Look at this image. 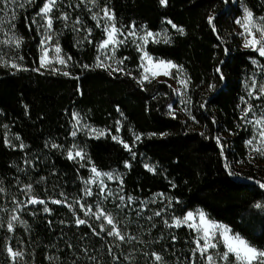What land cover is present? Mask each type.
<instances>
[{"label": "trees", "instance_id": "1", "mask_svg": "<svg viewBox=\"0 0 264 264\" xmlns=\"http://www.w3.org/2000/svg\"><path fill=\"white\" fill-rule=\"evenodd\" d=\"M45 1L36 0L33 10L17 11L0 33L20 41L15 48L0 39V188L18 197L22 187L40 180L49 193L80 189L79 181L87 175L63 152L70 144L69 121L75 112L87 125L118 135L129 146L126 150L110 135L81 141L92 167L121 174L125 196L145 200L161 195L159 212L166 206L173 217L200 209L264 250V207H254L264 205V187L249 170L237 175L243 180L233 174L235 165H247L249 131L239 112L243 79L254 61H262L240 46L234 25L240 9L230 0H167L166 6L160 0H98L112 12L118 29L165 30L167 42H148L145 51L184 72L191 112V119H185L169 112L173 94L167 84L137 83L139 53L134 48L118 53L124 73L96 66L104 36L86 14L74 16L84 24V34L59 21L54 25L69 61L68 75L40 72L32 18ZM242 2L255 17H264V0ZM5 132L23 148L9 147ZM143 161L154 165L155 173ZM25 162L35 168L26 173ZM49 211L26 215L25 227L11 241L0 228V264H206L195 251L192 230L169 227L154 214L138 219L141 228L122 242L88 224L77 226L76 212L65 205H50ZM8 244H16L22 262L9 257Z\"/></svg>", "mask_w": 264, "mask_h": 264}, {"label": "rangeland", "instance_id": "2", "mask_svg": "<svg viewBox=\"0 0 264 264\" xmlns=\"http://www.w3.org/2000/svg\"><path fill=\"white\" fill-rule=\"evenodd\" d=\"M230 1L240 9V16L234 20V25L236 35L240 39L241 48L243 50H251L256 52L262 59L261 62L254 61L253 69L243 79L242 96L239 100V112L241 123H243V125H245L249 131V137L245 142L247 151V165H235L233 174L236 175V179L243 180L237 175L242 170H249L255 173L257 177V181L255 182L262 185V182L264 181V137L261 136V132L264 131V95L260 94V88L261 86H264V55H261L258 49L264 47V39L261 38V34L257 31V29L264 28V17H255L252 14V24H248L246 29L244 26L247 24L245 10L247 9V11L250 12L249 9L243 4L242 0ZM46 3H49V0L43 3L42 7L35 15H33L32 18V25L39 38L38 70L40 72L52 74L68 73L67 69L69 67V61L64 56L59 46L54 25L59 21L60 23H63L62 25H64L65 28L70 27L73 29L77 35H81V33L84 34V24L81 22V20L74 19V16L78 13L86 14L89 19H92V21L96 23L97 27L104 36V39L97 47L96 66L105 68L111 73H124L121 63L123 60L118 57V53L127 46L134 48L139 53L140 73L136 79L137 83L139 85H144L145 83H148L152 80H157L167 84L173 94L172 101L168 106L169 112L171 114H180L185 119H191V112L187 97L188 80L184 72L175 64L157 59L148 54L147 57H151V63H149L147 57L142 59L144 53H146L145 46L148 42L167 40L164 29L159 32H151L153 33V36L147 37L146 41L141 39V37H145L148 31L142 27H130L127 30L120 29V32H122L124 35L117 33L116 40L123 41V43H116L114 45H108L107 47L102 48L100 45L103 44V42L108 38V33H106L104 29L105 27H109L110 29L114 21L102 19L104 15L102 9H105L106 7L100 6L98 0H55V4L52 5L51 11L47 13V16H45L41 10ZM35 4L36 0H0V33L3 31L5 25H8L9 27L10 22H12L14 19V15L17 11L25 12L33 10ZM64 16H67L66 20L62 18ZM55 17H57L56 20L54 19ZM47 18H51L52 20L51 29L47 27ZM130 31H134L135 35H129L128 33ZM48 37H50V39H48ZM0 39L3 40L2 44H5L6 47L17 48L15 43L16 38H14V36L11 34H7L5 36H1L0 34ZM253 40L259 41V43H250L248 47L245 46L247 42H251ZM42 41L44 42L43 44L41 43ZM138 45L140 47H138ZM57 47L60 48L59 53L55 51ZM45 52H47V63L45 66L41 67V58L44 56ZM60 60H63L64 63L61 64ZM161 61L164 62V65L172 64L175 67L167 68L163 65L158 67L157 65ZM13 64L14 63L10 64V66L12 67ZM15 65L17 67L12 68H20V66L17 64ZM145 76H147V79H145ZM250 92L251 95H249ZM249 106H251L250 111ZM246 111L248 112L247 117H245ZM257 120H260L261 123L257 124ZM69 129L70 144L63 150V152L69 161L84 169L87 177L79 181L80 189L76 193L71 191L67 195H64L61 192H47V188L43 187V180L35 183L32 182L31 184L22 187L21 191H18L22 193V195L19 194V196L22 198L16 195L13 196L11 193L0 188V228L6 230L10 234V241L15 239V233L17 229H23L25 227L24 217L26 215H33L35 212L49 214V206L57 204L52 203L53 200L62 201V203H59L58 205H71V209L76 212L75 223L77 218L84 219L87 222L86 224H88L90 227L97 228L99 231L101 225L103 224L105 231H100V233L107 235V231L110 226L107 225L103 218L98 220L91 213L85 215V211L88 208H91L93 213L102 209L107 215L113 217L117 228L125 235V239H133V231H138L141 228L136 226L138 219H142V217H145V219L151 218L153 217V214L155 217H162L165 220L164 222H168L165 223L168 225L174 224L176 219L183 221L188 213H192V220L182 223L180 226H174V228L185 227L189 230H192L195 234L196 241L203 235L204 226L201 225L199 216V213L201 212L204 214V217L210 225H220L227 228L226 226L209 219L207 215L200 209L187 212L182 217H173V214H170L169 210H164L166 206H164L163 210L159 212L158 201L162 199L161 195H155L145 200H138L125 196L121 188V174L115 170L100 171L95 168L96 171L100 173V175L97 176L92 171L94 167H92L90 163L85 160L84 152L81 148V141L83 139L104 138L105 136L110 135L114 141L121 144L126 150L130 149L129 146L118 135L109 134V132L105 131L104 129L87 125L75 112H72L71 119L69 121ZM73 133H75V135H73ZM5 140L9 147L15 148L19 146L20 149L23 148V146L19 144L18 139L12 136L9 132H5ZM249 141H252V143L249 144ZM125 145H127V147H125ZM258 148L261 149L260 152L255 150ZM70 152L73 155L72 159H69ZM77 152H80L81 156H76ZM142 164L146 170L150 171L151 173H155L154 165L150 164L148 161H143ZM128 166V164H125L126 168ZM34 168L35 166L31 162L24 163V171L26 173L30 172ZM109 176H111V179ZM88 191L91 192V195L86 194ZM33 198L36 200H43L44 203H32L31 200ZM45 209H47V211ZM156 213H160V215H156ZM14 216L16 217L15 220H13ZM9 223L12 224L11 231H9L8 228ZM221 231L222 229H212V234L214 235L212 242L216 243L217 247L215 249H209L207 254L213 255L215 264H235V258L233 256L229 257L228 262H225L220 258L223 252L226 250ZM228 235L233 236L236 234H233L230 230ZM108 237L119 240L116 237ZM200 243L203 244V240H200ZM14 245V247H11V245L8 244L6 247V252L12 260H18L22 262L23 259L21 256L13 258L8 252V249L11 248L13 252L21 253L19 249L16 248V244Z\"/></svg>", "mask_w": 264, "mask_h": 264}, {"label": "snow or ice", "instance_id": "3", "mask_svg": "<svg viewBox=\"0 0 264 264\" xmlns=\"http://www.w3.org/2000/svg\"><path fill=\"white\" fill-rule=\"evenodd\" d=\"M160 3H161V5L166 6L167 0H160ZM54 4H55V0H49V3H46L44 5L43 9L41 10L42 13L45 16H47V13H49L51 11V7ZM102 11L104 13L102 19H106L107 21H114V19H115L114 15L107 8L102 9ZM245 14H246L247 24H245L244 26L247 29L248 24H252V13L248 12L246 9ZM62 18L66 20L67 16H64ZM209 22L211 23V20ZM168 23L171 24L172 22L168 21ZM46 24H47V27L49 29H51V26H52L51 18H47ZM98 26H99V24H98ZM172 27L176 28L177 31H179L181 33L183 32V29L177 28V26L175 24H172ZM104 31L106 33H108V38L103 42V44L100 45V47L103 48V47H107L108 45H114L116 43H123V41H117L116 40L117 33H119L120 35H124V34L122 32H120V29L116 28L114 23L111 25L110 29H109V27H105ZM257 31L260 32L261 38L264 39V28H258ZM128 34L129 35H135V32L130 31ZM151 36H153V33L148 32L147 35L145 37H141V39L146 41L147 37H151ZM48 39H50V37H48ZM165 42H167V40H165ZM15 43L18 47L20 41L16 40ZM41 43L43 44L44 42L42 41ZM250 43H259V41L253 40L251 42H247L245 44V46L248 47ZM138 47H140V46L138 45ZM258 50L260 51L261 55H264V47H261ZM55 51L57 53H59L60 48L57 47L55 49ZM46 57H47V52H45L44 56L41 58V67L45 66V64L47 63ZM145 57H147V53H144V56L142 57V59H144ZM147 59H148L149 63H151V57H147ZM60 63L63 64L64 61L60 60ZM121 63H122V61H121ZM160 65H163L167 68L175 67L172 64L164 65V62H162V61L159 62V64L157 66L159 67ZM12 67H17V66L15 64H13ZM114 71H115V69H114ZM64 75H68V73H64ZM154 75H155V73H154ZM145 79H147V76H145ZM253 86H255V85H253ZM260 94L264 95V86H261ZM249 95H251V92L249 93ZM256 98H259V97H256ZM250 110H251V106H249V111ZM247 115H248V112L246 111L245 117H247ZM256 123L259 124V123H261V121L257 120ZM73 135H75V133H73ZM261 136L264 137V131L261 132ZM251 143H252V141H249V144H251ZM125 147H127V145H125ZM255 150L258 152L261 151V149H259V148L255 149ZM76 156H81V153L77 152ZM72 158H73V155L70 152L69 153V159H72ZM149 170H151V169H149ZM92 171L97 176L100 175V173H98L95 168H93ZM109 178L111 179V176H109ZM261 186L264 187V185H261ZM29 191H30V186H29ZM86 194L91 195V192L88 191ZM31 202L32 203H44L43 200H36L34 198L31 200ZM52 203L59 204V203H62V201L53 200ZM66 206L71 208V205H66ZM254 207L259 209V208L264 207V205H261L258 203V204H255ZM45 210L47 211V209H45ZM89 213L94 215L96 217V219H98V220L103 218V220L106 221L107 225L110 226V228L107 231L108 236L116 237L122 242L125 240V238H126L125 235L117 228L116 222L114 221L113 217L107 215L102 209L93 213L91 208H88L85 211V215H88ZM156 215H160V213H156ZM199 216H200V220H201V225H203L204 227H203V235L201 237H199L196 241V250L195 251H198L200 253L201 258L206 260V264H215L213 255L207 254L209 249H215L217 247V244L212 242V240L214 239V235L212 234V229H222L221 235L223 237V242H224L225 249H226L220 257L223 261L228 262L229 257L233 256L235 258V264H264V251H260L256 248L252 247L250 244H248V242L246 240L242 239L239 235L229 236L228 233L230 232V229H227V228L220 226V225H210L209 222L204 217V214L202 212L199 213ZM15 219H16V217L14 216L13 220H15ZM192 219H193V214L188 213L183 221L180 219H176L174 224H168V226L169 227L180 226L182 223H185V222L190 221ZM86 223L87 222L84 219L77 218V220H76L77 226L84 225ZM165 223H168V222L166 221ZM8 228H9V231L12 230V224L11 223H9ZM100 231L101 232L105 231V227L103 224L101 225ZM93 233L95 235H99V233H97L95 231V229H93ZM200 240H203V244L200 243ZM8 252L13 258L19 257L22 255V253L13 252L11 248L8 249ZM153 255L155 256L156 261L162 260V257L160 255H156V254H153ZM93 259H94V257H93Z\"/></svg>", "mask_w": 264, "mask_h": 264}]
</instances>
